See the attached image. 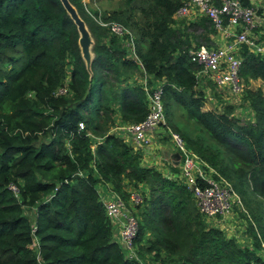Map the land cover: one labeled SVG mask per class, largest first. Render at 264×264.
Segmentation results:
<instances>
[{"label":"trees","instance_id":"trees-1","mask_svg":"<svg viewBox=\"0 0 264 264\" xmlns=\"http://www.w3.org/2000/svg\"><path fill=\"white\" fill-rule=\"evenodd\" d=\"M241 1L251 6L250 0ZM69 2L94 39L91 72L80 52L77 26L60 0H0V264L260 261L256 249L264 235L250 221L244 233L251 244H241L208 223L180 177L144 166L140 152L109 130L111 122L142 120L148 107L143 87L130 82L141 68L127 37L112 34L94 17L133 33L144 70L164 81L166 126L245 204L251 195L264 201V92L250 85L264 82V56L246 45L240 48L239 78L250 118L237 117L231 105L204 109L198 66L189 58L192 35L187 27L172 25L182 0H140L136 7V0H126L132 4L128 10L92 15L83 0ZM203 21L209 23L203 18L196 25ZM212 35L214 29L200 38L212 42ZM258 39L264 43V31ZM63 86L66 93L57 95ZM173 103L215 147L181 133L171 118ZM171 172L179 170L172 166ZM102 184L125 200L129 189L142 194L136 207L139 260L127 258L114 238L99 194Z\"/></svg>","mask_w":264,"mask_h":264},{"label":"built area","instance_id":"built-area-1","mask_svg":"<svg viewBox=\"0 0 264 264\" xmlns=\"http://www.w3.org/2000/svg\"><path fill=\"white\" fill-rule=\"evenodd\" d=\"M94 18L100 25L108 27L112 34L127 37L126 46L141 68L142 75L137 82L146 94L147 115L138 122L121 123L112 129V132L119 135L133 150L140 151L150 145L154 137H162L169 129L166 126L163 103L164 81L154 79L144 70L136 55L134 35L129 29L117 22H104L100 15ZM203 18L209 21L216 33L211 37H216L218 34L220 38L222 37L223 43L221 45L214 42L213 46L201 43L192 45L189 49L191 62L198 66L195 73L198 87H203L206 91L210 83L219 93L242 96L243 85L239 78L242 62L241 46L246 45L251 52L264 56V43L258 42V37L254 35L255 29L261 23L256 8L243 5L241 0H182L173 15L172 25L189 29V24ZM66 91V87L63 86L57 90L56 94L63 95ZM209 94H205V99L212 100ZM83 127V123L80 122L79 128L83 129ZM171 138L180 155L179 177L191 191L198 211L208 223L214 220L224 221L233 214L235 204L241 206L239 197L212 167L186 146L178 133L172 131ZM97 141H99L98 138L95 139L94 145ZM11 189L16 192L14 185H11ZM106 193L107 196L101 200L107 217L113 223L116 238L124 248L127 258L139 260L135 249L139 225L136 207L142 202V194L139 190L129 189L128 200H125L113 192L109 186ZM262 252L261 260L254 264H264L263 244Z\"/></svg>","mask_w":264,"mask_h":264},{"label":"rangeland","instance_id":"rangeland-1","mask_svg":"<svg viewBox=\"0 0 264 264\" xmlns=\"http://www.w3.org/2000/svg\"><path fill=\"white\" fill-rule=\"evenodd\" d=\"M98 1L103 3V6L99 7L98 4L96 5V3ZM139 1L140 0H136L135 4H133V6L136 7L139 4ZM89 2H91V1H89ZM91 4L86 5V11L90 12V13H94L95 11H99V10L101 12H103V11L107 12V11H111L114 9H119V10L125 11V10H128L132 6V4L128 6L126 3V0H94L91 2ZM256 10H257V13L259 14L260 13L259 9H256ZM134 14L136 17H140L137 9H134ZM85 27L89 33L90 38L92 39V44L90 47L91 54H92L93 53L92 48L94 46V39H93V37H92V35H91L86 24H85ZM257 29L258 28H256L255 30H257ZM187 31H188V33H190L192 35L191 41L189 43V45H190L189 48H191L192 45H197L198 43L199 44L202 43V44H205L207 46H213L214 45L213 42L205 41L204 39L200 38L201 35H205V34L209 35L212 33L213 29L209 23L206 24L205 21L199 23L198 25H196V23H191V24H189V29H187ZM254 35H255V33H254ZM195 37H196V39H195ZM259 41L260 40L258 39V42ZM89 70L91 72V68ZM141 75H142L141 71L135 72V75L130 78V82L134 83V81H137ZM126 80L129 83V81H128L129 77ZM131 83H129V84H131ZM251 85L254 88L260 86L264 92V82L263 81L254 80V81H252ZM204 92H205V94L210 93L209 97H211V99H212V100L206 99V101H205V103H206L205 108L206 109L221 110L225 105H231L234 107V112L236 114H238L240 117L245 118V119H247L249 117V115H250L249 110L250 109L248 110V108L246 107L245 102L243 101V96H241V95L233 96L229 93H227L226 95L219 93L217 91V89L210 83L207 85L206 91H204ZM116 115H118V114H116ZM171 115H172L171 118H172L173 123L180 129L181 133L184 136L189 137V138L196 137L198 139H201L205 144H208L212 147H215L213 142H211L209 137L202 130H200L198 125L193 120H188V118L185 115L184 110L180 106H178L176 103H173V106L171 108ZM112 123L113 122H111V124H110V129H109L110 131H112V129L117 124V122L115 124H112ZM172 131L173 130L169 127V129L166 130V132L163 134V136L161 138H158L159 142L162 141L161 144H164L166 141L167 142L171 141L173 143L172 138H171V132ZM229 186H231V185L229 184ZM233 191L235 192V190H233ZM235 193L237 194V196L239 197V199L241 201V206H239L238 204H235L233 206V210H234L233 214L235 215L236 220L232 225H236V227H235V229L231 228L232 229L231 233H228V235L235 236L236 240L239 243L247 245L249 243V239L247 238L246 234L242 231H245V225L247 226L249 221L251 222V224H253L252 226L254 227L255 231L259 235H261V234L264 235V201L258 195L257 196L251 195L248 198L249 201L245 204L243 199L238 195V193L237 192H235ZM261 237L259 236L260 240L261 239L262 240H261L260 246L256 249V252L262 257L263 256L262 244L264 245V237L263 238H261ZM249 244H251V243H249Z\"/></svg>","mask_w":264,"mask_h":264},{"label":"crops","instance_id":"crops-1","mask_svg":"<svg viewBox=\"0 0 264 264\" xmlns=\"http://www.w3.org/2000/svg\"><path fill=\"white\" fill-rule=\"evenodd\" d=\"M89 1H91V0H83V2L86 5L91 4L92 1L91 2H89ZM97 4L99 7L103 6V3H101L100 1H98L96 3V5ZM250 4H251V6L255 7L256 9H259V11H260V13L258 15H259V18L261 20V23L257 27L258 29L254 31L255 35L259 38V34L264 31V0H250ZM212 42L213 43L215 42L216 44L222 45L223 39H222V37L220 38V36L217 35L216 37H212ZM92 58H93V53H92ZM257 80H259V79H257ZM259 81H261V80H259ZM251 84H252V81H251ZM251 87H252V85H251ZM202 89H203V91H205L203 87H202ZM205 104H204V109H206ZM234 114L237 117L242 118L238 114H236L235 112H234ZM250 115H249V118H250ZM158 138H161V137H154V139L152 140V143L150 145H148V146L144 147L143 149H141L140 151H138L141 154L142 164L144 166H147V167H155L157 170L161 171L165 175H168L169 177L179 178V173L176 175H173L171 172L172 166H176L180 172V161H179V158L175 156V154L178 152L177 149L175 148V146L173 145V143L171 141H168V142L166 141L164 144H161L162 141L159 142ZM106 190H107V185L102 184L99 188V194H100L101 199H103L107 196ZM232 215L233 214L229 215L224 221L214 220L210 224H212L218 228H221L228 235V233H231V230H232L231 228L235 229V227H236V225H232L236 220L235 215H233V216ZM114 238L116 241H118L115 233H114Z\"/></svg>","mask_w":264,"mask_h":264},{"label":"water","instance_id":"water-1","mask_svg":"<svg viewBox=\"0 0 264 264\" xmlns=\"http://www.w3.org/2000/svg\"><path fill=\"white\" fill-rule=\"evenodd\" d=\"M61 3L63 4L65 10L68 12L70 17L73 19L74 23L77 26L79 38H78V45L80 48V52L82 55V58L84 59L86 63V67L89 70L90 65H91V60H92V54H91V44H92V39L89 36V33L85 27V22L84 20L80 17L78 14L76 8L69 2V0H60ZM176 157L180 159V155L177 152L175 154Z\"/></svg>","mask_w":264,"mask_h":264}]
</instances>
